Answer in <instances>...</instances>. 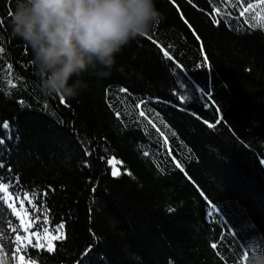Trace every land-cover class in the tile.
Here are the masks:
<instances>
[{"label":"trees","instance_id":"obj_1","mask_svg":"<svg viewBox=\"0 0 264 264\" xmlns=\"http://www.w3.org/2000/svg\"><path fill=\"white\" fill-rule=\"evenodd\" d=\"M14 4L0 0V264H246L264 246V17L250 19L264 0H154L162 21L63 103L11 35ZM20 217L36 233L26 253ZM62 223L49 252L44 229Z\"/></svg>","mask_w":264,"mask_h":264},{"label":"clouds","instance_id":"obj_2","mask_svg":"<svg viewBox=\"0 0 264 264\" xmlns=\"http://www.w3.org/2000/svg\"><path fill=\"white\" fill-rule=\"evenodd\" d=\"M162 19L154 0H15L9 24L31 50L40 91L73 98L85 73L110 75L116 54ZM246 264H264V246L250 244Z\"/></svg>","mask_w":264,"mask_h":264},{"label":"snow or ice","instance_id":"obj_3","mask_svg":"<svg viewBox=\"0 0 264 264\" xmlns=\"http://www.w3.org/2000/svg\"><path fill=\"white\" fill-rule=\"evenodd\" d=\"M254 7H255V5L253 3H247L246 4V7H243V9L241 10L240 15L241 16H244L246 13L251 12ZM261 7L264 8V5H261ZM10 13H9V15H10ZM261 17H264V12L256 11L253 14V16L250 17V19H260ZM213 22L216 23L217 21H213ZM253 27L264 28V22H261L259 24L254 23L253 24ZM161 51L163 52V55L165 57H169V59H171L170 54H169V52L167 50L161 48ZM205 64H206V58H205ZM177 67H179V65H177ZM9 82L11 83V81H9ZM180 90H190L193 93H201V92H203V93H205V96H206V98L208 100V104H206L205 106L207 107L209 104H211L213 106L215 105V101L212 98L211 92H206V90L202 86H199L195 82H192V81L185 82V80L181 79L180 81H178V85H177L176 91L179 92ZM121 91H125V90L124 89H121ZM178 98L181 101V103H183L184 101H186L188 99H191L192 96H190V95H179ZM60 100H61V103H63L64 102V97H61ZM137 107H139V105H137ZM214 111L220 112V111H222V109H220L218 107H214ZM117 116H119V113H117ZM139 116L140 117H144L145 120L147 121V123L148 124H151V126L153 128L156 127V125L153 124L151 120H148L145 111H140ZM155 119H159V117L156 116ZM160 122L163 123V121H160ZM222 122H223L222 120H216L215 121V125L208 124V126L209 127H214L216 125H220ZM205 123H208V122L205 121ZM3 127L5 129L8 128L7 122H5V124H4ZM165 127H167V125H165ZM157 131L159 132V129H157ZM160 135L163 136L164 133L161 132ZM0 142H2V141H0ZM167 143H168V140H167V137H165V139H164V145H167ZM168 154L171 155V150H169ZM144 155L147 156L148 153L145 152ZM107 163L110 164V165H113L112 172H111V174L113 176H118V175L121 174L120 171H119V169L115 167V163L116 162L114 161V158L109 159L107 161ZM176 167L180 168L181 165L179 163H177L176 164ZM0 188H4L5 191H6V188H5L4 185L0 184ZM25 199H28L27 194H25ZM23 203H24L23 200H21L20 201V208L26 214L27 210H25L23 208ZM29 203H31V200H29ZM8 207L12 209V212L15 215H17L18 217L20 216V212L17 211V209H16V207H15L14 204H8ZM169 211H173V209L170 208ZM214 212H215V209H211V210L208 211L207 215L212 216V215H214ZM44 220H45V223H47V217L46 216H45ZM20 223L23 225L24 224V219H21L20 220ZM28 226L30 227L31 225L29 224ZM63 228H64V224L63 223L60 224L59 226H57L56 229H55V233H56L55 235H51L49 233V230L47 228L44 229V233L46 234V238H47V251L52 252V251L55 250V246L52 244V241H54V240H61V239H64L65 238L64 235H63V232H62ZM14 231H16V230H14ZM25 231H27V228H25ZM32 235L35 236L36 233H33ZM23 239L25 241H27V244L21 243V236L19 234H17L15 236V241L17 242V247H16V252L17 253H19L21 251H25V253H26V249H27L28 245H32V240L29 237L25 236ZM33 247L44 248L45 247V244L44 243H41L40 242V238L37 237V243L35 245H33ZM212 247L213 248H216L217 245L216 244H213ZM90 249H91V246H89V249H86L85 250V253L83 255H87V253H88V251H90ZM246 257L247 256H245V260H246ZM12 260H15V256L12 257ZM19 264H34V262H31V261L26 262L24 260V257L21 256L20 257Z\"/></svg>","mask_w":264,"mask_h":264},{"label":"rangeland","instance_id":"obj_4","mask_svg":"<svg viewBox=\"0 0 264 264\" xmlns=\"http://www.w3.org/2000/svg\"><path fill=\"white\" fill-rule=\"evenodd\" d=\"M120 165H121V164H120L119 162H118V163H117V162L115 163V167L118 168V169H120V168H119ZM112 167H113V165H112ZM21 219H23V218L20 217V220H21ZM20 225H21V229H22V231H23V233L20 234V236H21V240L25 241V240L23 239L25 236H27V237H29L30 239H32V234H33V232H32L31 230L28 229V226H27L25 220H24V224L22 225V224L20 223ZM25 228H27V231H25ZM26 242H27V241H26Z\"/></svg>","mask_w":264,"mask_h":264}]
</instances>
